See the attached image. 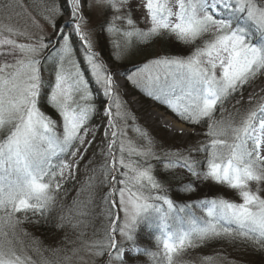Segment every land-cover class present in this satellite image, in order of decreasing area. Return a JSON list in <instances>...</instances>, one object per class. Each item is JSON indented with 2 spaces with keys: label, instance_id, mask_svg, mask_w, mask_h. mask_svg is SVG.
<instances>
[{
  "label": "snow or ice",
  "instance_id": "snow-or-ice-1",
  "mask_svg": "<svg viewBox=\"0 0 264 264\" xmlns=\"http://www.w3.org/2000/svg\"><path fill=\"white\" fill-rule=\"evenodd\" d=\"M67 2L71 6V18L64 27L71 28L70 33L55 23V17L62 15L60 8L55 3L45 6L49 15L43 19L57 30L55 43L41 35L35 38V43L18 44L3 36V32L23 33L8 25L0 27V56L12 58L11 61L0 60V213L3 214L0 215V264H31V258L17 254L13 240L8 238L11 230L21 223L19 219L13 221L14 213L42 214L54 202V190L61 187L58 178L72 167L65 157H75L80 146L87 143L90 147L92 143L85 137L89 135L87 125L95 107L91 103L88 81L73 58V33L84 48L92 77L108 97L104 110L108 117L105 137L111 163L105 165V175L113 191L106 199L110 209L118 207L124 213L122 220L111 214L114 218L103 239L84 242V251L96 258L107 257L94 264H129V259L135 260L139 255L154 257L156 253L142 249L135 239L139 225L152 212L159 216L156 226L161 235L155 240L162 243L167 264H173V253L194 247L196 242L217 238L239 239L247 246L264 251V196L260 195L261 185H264V103L247 111L238 124L223 120L208 123L206 135L211 138L210 145L196 149L207 153L204 171H198L201 162L191 155L165 153L166 160L162 161L165 170L181 167L192 177L237 190L242 199L241 203L223 198L201 201L206 215V219L200 218L202 227L189 215L188 231H168L171 214L177 210L185 213L194 205L183 204L177 209L167 195H152L153 191L163 192L164 189L147 160L160 158L153 151L152 139L141 129L137 131L146 141L143 147L126 149L120 139L124 133L116 125L115 117L122 115V105L114 94L112 74L104 67L91 37L84 31L82 8L91 9L93 0H84L83 5L81 0ZM94 2L111 10L102 29L112 36L124 37L123 50L131 44L128 39L131 37L146 43L167 34L184 44L200 42L187 57L153 59L138 66L127 77L134 85L142 87L148 97L164 104L187 123L200 124L205 118L212 121L218 108L223 111L226 101L257 75L264 76V0H175V11L170 0H139L138 7L145 11L148 22L147 30L138 27L132 0ZM13 6L9 3L5 7ZM113 44L119 59L121 45L116 40ZM50 45L56 53L54 79L46 82L42 61L48 57L42 58L40 53ZM4 46L9 47L5 50ZM144 73H147L146 83L140 85L136 77ZM41 99L57 112L59 124L41 110ZM113 108L117 110L115 113ZM116 151L121 154L119 157ZM133 155L143 158L147 166L131 160ZM118 167L126 171L118 172ZM252 183L256 185L255 191L250 187ZM117 184L123 187H115ZM186 190H194V185ZM116 192L118 203L112 199ZM163 205L167 206L166 210ZM183 221L184 217H177L178 223ZM69 224L73 228L79 226L71 221ZM5 227L9 231H5ZM79 251L72 249L74 256ZM43 264L49 262L45 260Z\"/></svg>",
  "mask_w": 264,
  "mask_h": 264
},
{
  "label": "rangeland",
  "instance_id": "rangeland-1",
  "mask_svg": "<svg viewBox=\"0 0 264 264\" xmlns=\"http://www.w3.org/2000/svg\"><path fill=\"white\" fill-rule=\"evenodd\" d=\"M134 17L137 20L138 27L147 30L148 22L145 19V11L138 7L139 0H132ZM12 3L14 6L12 8L5 7L7 4ZM55 3L57 7L60 8L62 15L55 17V23L61 27V29L70 33L71 28L64 27L65 22L71 18V6L67 0H0V27L4 25L11 26L14 30L23 33V35H12L6 31L3 32V36H7L10 39L16 40V42L27 44L35 43V38L43 35L46 38H50L55 43L56 29L52 27L50 23L45 21L43 17L49 15L45 11V6H52ZM83 5L84 0H81ZM170 4L173 6L175 11V0H170ZM19 5V6H16ZM85 25L84 31L89 34L93 41L94 50L99 54V59L103 61L104 67L112 74V78L115 84V96L121 103L122 107L120 109L121 116L115 117V123L118 128L124 133L121 140H123L125 148L129 147H143L146 144L145 139H143L140 133L137 131V123L144 130L145 133L152 139L154 143L153 151L157 156L165 157V153L169 152H179L181 155L191 157L197 161H200V168L198 171L205 170V159L207 153L204 150L196 151V149L203 146L210 145V137L206 135L208 131V123L214 121L223 120L225 123L232 122L234 125L238 124L241 118L247 113V111L256 108L259 104L264 103V76L257 75L256 78L246 85L240 92L236 93L232 98L226 101L223 105V111L219 108L215 112L212 121H208L207 118L202 120L200 124L187 123L180 119L175 113H173L164 104L157 102L146 95L142 87L134 85L128 80V75L133 73L138 66L147 63L150 60L157 59L160 57H176L171 54H161L154 47V51L148 54V50H145V46L149 45L154 41V39L143 43L138 41L139 48L138 51H121L120 58H116L117 50L114 47L113 41H120L125 48V40L122 36H112L106 30L102 29V25L111 15V10H105L103 5H96L93 0V7L89 9L88 7L82 8ZM31 37V39H29ZM131 37L128 38L133 40ZM137 39V38H136ZM138 40V39H137ZM168 47L170 48L171 41L168 40ZM71 43L73 47V58L77 61L78 67L80 68L85 79L88 81L89 90L92 93L91 103L95 107V111L88 122L89 135L85 137L86 141H92L89 147L87 143L80 146V151L75 157H65L66 160L72 165L71 169H65L62 178H58V182L61 186L72 181L76 173L77 162L84 155L87 158L86 164H91V174L88 183H84L88 186L87 190H92L93 199L96 204L101 205L103 210L105 209L107 194L113 191L109 187L105 175V165L111 163V157L108 156V138L105 137V130L108 126V117L105 115V109L108 104V97L104 95L103 89L100 85L95 82L94 77H92L90 69L85 59V52L79 38L73 33L71 35ZM131 44L127 47L129 49L133 48ZM107 44L110 55H106L105 52L101 51V45ZM197 44H200L198 41ZM197 44H187L188 46H193L195 48ZM9 46H4L5 50ZM167 47V46H166ZM167 47V48H168ZM159 48V46L157 47ZM122 49V50H123ZM113 52V53H111ZM49 53H52L51 57ZM150 53V52H149ZM189 53L188 55H190ZM56 53L52 51V46L45 49L40 53V56L48 57L42 61V75L44 80L50 81L54 79V68H55V57ZM182 56V57H187ZM11 56L3 55L0 56V60L11 61ZM155 73V69H153ZM147 73L141 74L136 77V80L140 85L146 83ZM253 88H259V91L254 96H249V92ZM47 91V88L45 89ZM96 100H105L106 103L103 105L101 110L95 105ZM41 110L44 111L53 120H56L59 124L60 117L57 112L49 106L43 99H41L40 105ZM117 110L113 108V113ZM154 117V118H153ZM172 120L173 124L179 125L181 128L180 132H172L169 128L165 127V120ZM137 121V123H136ZM94 135V139H93ZM158 147V148H157ZM90 149V152L87 151ZM161 154H159V152ZM162 150V151H160ZM116 156L119 157L121 154L116 151ZM88 155V156H87ZM264 155V152H262ZM125 160L129 159L127 151L124 153ZM151 158H148L147 162ZM55 160V159H54ZM53 160V161H54ZM133 161H141L145 164L144 159L133 155L131 157ZM82 165L81 172L84 173L86 167ZM147 166L146 164L144 165ZM161 167L164 168V164L161 163ZM123 169V168H122ZM185 172V171H184ZM187 173V172H186ZM196 178V177H195ZM198 179V178H197ZM204 183H211L216 185L224 194H220L223 199H227L230 202L241 203L242 199L238 195L237 190H233L226 185L217 184L211 180H201ZM91 184L90 188L89 185ZM215 186V187H216ZM123 187V185H120ZM251 189L255 191L256 185L252 183L250 185ZM262 191L261 196H264V185H261ZM55 191V190H54ZM133 191H136V187H133ZM56 192V191H55ZM86 196V197H85ZM89 195L87 191L84 190L80 195H78L74 208L69 209V205H65L64 213L61 212L62 202L56 204L58 207V218H55L53 225H58L56 227L57 234L51 236L50 234L36 229V223L32 222L26 213H14L13 221L19 219L21 223L17 224L11 232H14L13 236L10 232L9 239L13 240V247L15 248L17 254L21 257H30L31 264H43L45 260L49 264H94V261H104L107 259L106 256L96 258L90 253L84 251V242H92L95 240H101L104 238L105 227L107 226V221L105 219L104 213L99 218L100 224L94 226L91 221L87 219V214L84 216H79V212H86L88 209ZM86 199V201H85ZM117 203L119 201L118 192L112 197ZM85 201V205L81 207V202ZM108 204L109 201L107 200ZM63 203V202H62ZM83 204V203H82ZM110 206V204H109ZM180 205L177 206V209ZM166 210L167 206L164 205ZM49 209V208H48ZM113 214H116L123 219L124 213L118 207H111ZM55 207H53V211ZM89 211V210H88ZM32 213V212H27ZM0 215H3L0 213ZM191 215L197 219V223L203 226L200 218H205V209L202 207H192L187 209L185 213H179L178 210L174 211L168 221L170 228L168 231H176L182 229L183 231L189 230V225L187 224V217ZM89 216V215H88ZM184 217L182 223L177 222V217ZM64 218L63 220L61 218ZM114 218V217H113ZM46 221H49L46 220ZM71 223H78L79 226L73 228L70 226ZM159 223V216L157 213L152 212L149 214L148 219L143 221L135 233L136 243L141 246V248H146L153 253H156L154 257H149L147 255H139L135 260L129 259V264H167L166 257L164 255L162 243L158 244L155 240L157 235H161L159 228L156 226ZM63 224V227H61ZM155 226L158 232H154ZM150 227V229H148ZM234 228L235 225H232ZM145 228V231L142 229ZM5 231H9L5 227ZM151 233L150 235L148 233ZM119 239V237H117ZM2 239V237H0ZM212 240H215L220 244L218 247L210 246ZM80 249L77 255H73L72 249ZM173 264H264V251L257 250L251 246H247L237 239L233 241L231 238H217L205 241L203 243L196 242V246L187 247L177 253H173ZM71 257L70 260H66L65 257ZM83 257V259H81Z\"/></svg>",
  "mask_w": 264,
  "mask_h": 264
},
{
  "label": "trees",
  "instance_id": "trees-1",
  "mask_svg": "<svg viewBox=\"0 0 264 264\" xmlns=\"http://www.w3.org/2000/svg\"><path fill=\"white\" fill-rule=\"evenodd\" d=\"M62 1V0H61ZM125 40V38H124ZM168 40L171 41L170 44V48L168 47ZM133 43V48L129 49L127 48L126 50H122L123 52H127V51H138L139 48V43L136 38H133V40H131ZM120 43V45L122 46L123 44L118 41ZM159 46V48H157ZM168 48H167V47ZM154 47L156 48L157 51L161 52V54H171L174 55L176 57H182V56H186L189 53H191L194 48L193 46H188L187 44L181 43L179 42L174 36H168L167 34L161 35L159 37H156L154 39V41H152L151 44L146 45L145 46V50H148V54H151L152 51L156 53V50L154 51ZM121 49H123L121 47ZM101 51L105 52L106 55H110V50L107 46V44L105 45H101ZM115 52H117V50H115ZM113 53V52H111ZM106 101L105 100H96L95 101V105L98 107V110H101V108L103 107V105H105ZM137 123V121H136ZM137 129H141L142 128L139 126V124L137 123ZM144 132V130H142ZM158 148V147H157ZM90 149L87 151L90 152ZM157 151L159 152V150L157 149ZM162 151V150H160ZM159 154H161V152H159ZM88 156V155H87ZM160 159H153L151 158L147 163L152 164L153 166V175L156 177V179L158 180L159 183H161V185L163 186L164 191L163 192H156L153 191L152 195H167L175 204L176 206L178 205H183V204H192L195 207H199L202 209L204 208V206L200 203L201 201L204 200H211L214 198L219 199L221 197L220 194H224V192L222 190H220L216 185L211 184V183H204V181H200L199 179L192 177L185 169L181 168V167H175L169 170H165L161 167V163L162 161H165L166 158L162 157V156H158ZM138 161V160H136ZM57 160L55 159L53 161V163H56ZM87 158L85 157V153L84 155L81 156V159L77 162V167H76V173L75 176L73 177L72 181L69 183L64 184L63 186H61L58 190L54 191V196H55V200L54 202L46 209L43 211V213H37L35 215H33V213H26V215H29V218L32 222L36 223V229L39 230L40 232L44 231L48 234H50L52 237L55 236L57 234L56 232V227L58 225H53L55 221V218H58V215H60V213H64L65 211H67L66 209L64 210V207H66L65 205H69V209L74 208V210L76 209L75 207V201L78 198V195H80L82 192L87 191V195H89L88 200H89V205L88 207L85 206L88 210L84 213L87 214V219L89 221H91V224H93L94 226H97L98 224H100V220L99 218L101 217V215L104 213L105 219H107V217H109V220L107 221V226L105 227V230L109 227L110 222H111V218H113L111 216V214H113V210L110 209V206L107 202L106 199V204H105V209L103 210L102 203L101 204H96L94 203L93 199L90 198L93 196L92 194V190H87L88 186L84 183H88L90 179V174H91V164H86ZM141 165H145L143 162L138 161ZM86 167L83 170L84 173L81 172V167L82 165H85ZM147 165V164H146ZM126 171V169H122L118 167V172H123ZM185 171V172H184ZM187 172V173H186ZM194 185V190H186V188L193 186ZM91 184L89 185L90 188ZM216 186V187H215ZM115 187H120L119 184H117ZM145 194L147 193V190H144ZM86 197V196H85ZM59 199L63 202H60L62 205H60L61 212L59 214H57V210L58 207L56 204L59 202ZM86 201V199H85ZM85 201L81 202V207L83 205H85ZM83 203V204H82ZM161 203L162 202H158ZM53 207H55V210L53 211ZM164 207V205H163ZM67 208V207H66ZM68 209V208H67ZM89 215V216H88ZM49 221H46L48 220ZM154 228V232H158L159 230H157V228L155 226H153ZM148 229H150V227H148ZM142 231H145V228L142 229ZM105 233V231H104ZM148 233V232H147ZM149 235L151 233H148ZM221 243L218 244L217 241L212 240V242L210 243V246L212 247H218L220 246Z\"/></svg>",
  "mask_w": 264,
  "mask_h": 264
},
{
  "label": "bare ground",
  "instance_id": "bare-ground-1",
  "mask_svg": "<svg viewBox=\"0 0 264 264\" xmlns=\"http://www.w3.org/2000/svg\"><path fill=\"white\" fill-rule=\"evenodd\" d=\"M259 91V88H253L250 92H249V96H254L257 92ZM154 118V117H153ZM165 127L169 128L172 132H180L181 131V127L179 125H175L173 124L172 120L167 119L165 120ZM262 152H264V149H262Z\"/></svg>",
  "mask_w": 264,
  "mask_h": 264
}]
</instances>
